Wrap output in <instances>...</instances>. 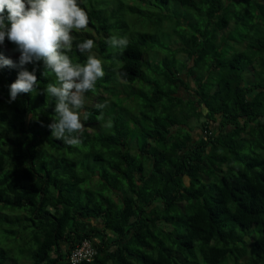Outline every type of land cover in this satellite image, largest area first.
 I'll return each instance as SVG.
<instances>
[{
    "label": "trees",
    "instance_id": "trees-1",
    "mask_svg": "<svg viewBox=\"0 0 264 264\" xmlns=\"http://www.w3.org/2000/svg\"><path fill=\"white\" fill-rule=\"evenodd\" d=\"M170 1L178 18L170 31L185 41L174 51L186 55L175 69L166 52ZM79 4L90 23L73 32L70 58L83 64L87 56L75 44L92 39L96 57L109 61L95 91L86 94L91 115L82 143L68 146L47 127L56 114L46 88L56 80L42 62L25 66L36 69L37 92L12 103L9 85L18 70L0 69V211L17 214L13 220L0 216V264H71L69 255L86 241L96 252L78 264H264V30L250 35L264 27V0ZM194 15L202 18L203 29L195 26ZM112 35L127 37L129 44L107 55ZM239 38L244 51L226 49ZM3 46H15L7 39L0 45L10 58ZM158 64L148 79L146 69ZM253 72L261 79L245 81ZM158 75L171 87L165 93L156 84ZM104 78H112L107 89ZM118 79L138 81L137 93L146 100L147 109L134 118V133L120 123L118 110L129 95L120 93ZM177 83L190 96L180 95ZM142 87L152 89L150 97ZM108 88L110 96L99 94ZM115 94L117 102L110 99ZM163 98L169 106L158 113ZM98 104L109 107L102 116ZM172 108L197 120L203 116V135L195 139L187 131L185 139L178 137ZM92 179L94 191V185L83 186ZM88 220L100 226L88 228Z\"/></svg>",
    "mask_w": 264,
    "mask_h": 264
},
{
    "label": "clouds",
    "instance_id": "clouds-1",
    "mask_svg": "<svg viewBox=\"0 0 264 264\" xmlns=\"http://www.w3.org/2000/svg\"><path fill=\"white\" fill-rule=\"evenodd\" d=\"M90 23L88 13L79 0H0V45L5 40L19 53L17 61L0 52V69H17V78L9 85L8 103L18 96L37 92L36 69L28 71L26 65L42 62L45 70L55 76V83L46 88L54 98L56 119L47 125L56 140L68 146L82 143L81 135L91 115L85 110L86 94L95 91L97 81L104 77L103 64L93 52L95 42L85 39L75 48L86 54V61L74 63L69 54L73 50L74 31H82ZM111 47L124 49L127 37L113 36ZM101 110L106 104L96 105Z\"/></svg>",
    "mask_w": 264,
    "mask_h": 264
},
{
    "label": "rangeland",
    "instance_id": "rangeland-1",
    "mask_svg": "<svg viewBox=\"0 0 264 264\" xmlns=\"http://www.w3.org/2000/svg\"><path fill=\"white\" fill-rule=\"evenodd\" d=\"M176 3L174 1H170L169 3V6H170V10L172 11V17L170 16V18H168L166 21H165V26H167L168 24V29H169V33H170V45H169V49L167 52L168 54V61L169 63L171 64V62L173 61V59H175V63H174V69L175 68H178L180 66V64H182L184 62V60L186 59V55L184 53H178L176 54V52H174L175 50H177L178 48H180L183 43L185 42L184 40H181V38L179 37V35H176V38H173V33L170 31V28H171V25L173 24V22H175L177 18V14L174 13V9H173V6L175 5ZM184 9H190L188 7L184 8ZM194 19H196L197 21L194 23L195 26H199L200 29H203V26H204V22L202 20V18H200L198 15H194ZM141 22V21H140ZM152 29H154L156 27V23H152L149 25ZM146 29H148V27H146ZM185 30H190V26L187 28H184ZM229 30V29H228ZM227 30V31H228ZM264 30V27L262 26L260 29H254L250 35L252 36H257L260 32H262ZM93 35L94 33L91 32ZM115 35H112L111 37H113ZM248 36V35H247ZM246 37V35H245ZM164 40V39H163ZM250 40V39H249ZM232 42H228L226 44V49L228 50H233L234 52H240V51H244L245 50V47H246V44H244V42H240V38L239 39H235V40H230ZM167 44V43H166ZM165 46V44H164ZM166 47V46H165ZM3 48L5 49V51L8 53L10 59L14 60L19 53L17 52H14L13 50L9 49L8 47L6 46H3ZM107 55L111 54V55H114L116 54L117 52V48L116 47H111L110 45L107 47ZM165 52V51H164ZM249 54V53H248ZM161 58V56L159 57ZM101 61H102V64H103V70H104V73L107 71L106 69V65L108 64V60H105L104 59V56L101 57ZM190 64V63H189ZM255 65V64H254ZM158 67L156 68H147L146 71H147V78L148 79H154V72L159 68L160 64L157 65ZM256 66V65H255ZM154 67V66H153ZM255 72V71H254ZM254 72L252 74H249L246 76V78H244V80L246 81H249V82H256L258 80L261 79V77L259 76V73L256 72L254 74ZM183 79L185 76H182ZM119 80V86H118V89L120 91L121 94H128L129 95V99H126L122 102L121 104V109L118 110L119 112V116H120V123L121 124H124L125 126V130H127V133H134L136 131V129L138 128V125L135 124L134 122V118H138L140 113L145 111L147 109L146 107V100L142 101L141 100V95L138 94V88L139 87V82L137 81L136 83H133V84H129L123 80ZM111 81H112V78L107 80L104 78V81H103V86L107 89V87L111 84ZM151 83L155 84V81H152ZM152 84V85H153ZM156 84L158 85V87L162 90V92H167L171 87L170 85L167 84L166 82V79L162 76V75H158L156 77ZM178 84V83H177ZM151 85V86H152ZM168 85V86H167ZM143 88V87H142ZM177 91L178 93H180V95H187V96H190L188 95V89L185 88L184 86L178 84V87H177ZM144 89V88H143ZM109 88L107 91H102L100 90L99 91V94L103 97H108L110 96V94H112L111 92H109ZM146 92H147V95L148 97L151 96V93H152V89H148L145 88L144 89ZM111 91V90H110ZM195 96V95H194ZM120 97V94H115L113 95V97H111V101L113 99V102H117L118 99ZM185 102V104L188 103V101L186 100H183ZM91 103H94V101L92 100ZM169 106V102H167L166 98H163L160 100V104L158 105V113H161L163 111V108H161L162 106ZM152 106V105H151ZM172 107V106H170ZM174 108H177L176 106H173ZM188 107V106H186ZM109 107H107V110H108ZM172 113H170V117H177V122L179 123L180 126H177L176 128H174L175 130L176 129H179L178 133V137L182 138V139H185V133H187V131H189L190 133L191 132H194L192 133L193 135V138L197 139L199 138V135H203L202 132L200 131L199 129V126L202 125L203 121H206L204 120V117L201 116L198 120L195 119V117H190L183 112V109L179 108V109H176L175 111L172 110L170 111ZM186 115V116H184ZM164 116L166 115L165 113H162ZM124 116V121L123 120V116ZM199 120H200V123H199ZM127 124H125V123ZM212 127L214 129H217V125H214L212 123ZM94 128H96L98 130V127L96 125H94ZM104 130H108L107 128H104ZM103 130L104 134H106V132ZM112 131V128L110 129V132ZM101 137V134H95V137ZM127 137H132V134H127ZM135 143L137 142V139L135 138L133 140ZM249 150V148L246 149V151ZM146 166V165H145ZM187 182V181H186ZM92 185H94V188H93V191L95 190V185H96V179H92V180H88L85 182V187L89 188L91 187ZM83 186H81L83 188ZM3 215H8L9 219L13 220L14 217L17 215L16 213H8L7 211H0V216H3ZM85 226L86 227H92V226H100L99 224H96L93 220H88L86 221L85 223ZM31 233V231H30ZM5 243L8 245L9 241H5ZM63 246V245H62ZM19 246H17L18 248ZM15 256H19V249L16 250V253H15ZM15 258V257H14ZM247 258L244 259V261H246ZM17 264H29L27 260H22L21 262L17 263Z\"/></svg>",
    "mask_w": 264,
    "mask_h": 264
},
{
    "label": "built area",
    "instance_id": "built-area-1",
    "mask_svg": "<svg viewBox=\"0 0 264 264\" xmlns=\"http://www.w3.org/2000/svg\"><path fill=\"white\" fill-rule=\"evenodd\" d=\"M94 245L90 244L89 242H84L80 247L74 249L71 254L69 255V260L71 264H78L85 261H91L93 255L95 254Z\"/></svg>",
    "mask_w": 264,
    "mask_h": 264
},
{
    "label": "crops",
    "instance_id": "crops-1",
    "mask_svg": "<svg viewBox=\"0 0 264 264\" xmlns=\"http://www.w3.org/2000/svg\"><path fill=\"white\" fill-rule=\"evenodd\" d=\"M200 131H201V130H200ZM194 132H195V131H194ZM194 132H192V133H194ZM200 136H202V135H199V137H200Z\"/></svg>",
    "mask_w": 264,
    "mask_h": 264
}]
</instances>
